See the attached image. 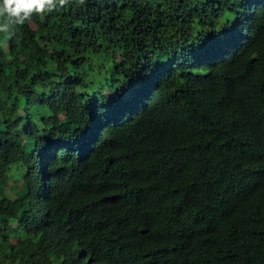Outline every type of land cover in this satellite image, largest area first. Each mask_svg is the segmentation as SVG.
Segmentation results:
<instances>
[{
  "label": "trees",
  "instance_id": "obj_1",
  "mask_svg": "<svg viewBox=\"0 0 264 264\" xmlns=\"http://www.w3.org/2000/svg\"><path fill=\"white\" fill-rule=\"evenodd\" d=\"M12 31L0 264H264V0H69Z\"/></svg>",
  "mask_w": 264,
  "mask_h": 264
},
{
  "label": "clouds",
  "instance_id": "obj_2",
  "mask_svg": "<svg viewBox=\"0 0 264 264\" xmlns=\"http://www.w3.org/2000/svg\"><path fill=\"white\" fill-rule=\"evenodd\" d=\"M69 0H0V33L13 34V26L23 25L33 14L52 11L67 5ZM15 243V238H10Z\"/></svg>",
  "mask_w": 264,
  "mask_h": 264
}]
</instances>
